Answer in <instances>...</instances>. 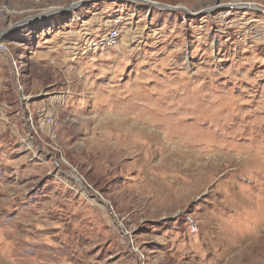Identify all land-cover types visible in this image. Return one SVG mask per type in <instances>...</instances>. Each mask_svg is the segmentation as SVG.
Returning <instances> with one entry per match:
<instances>
[{
    "label": "rangeland",
    "instance_id": "obj_1",
    "mask_svg": "<svg viewBox=\"0 0 264 264\" xmlns=\"http://www.w3.org/2000/svg\"><path fill=\"white\" fill-rule=\"evenodd\" d=\"M148 1L0 0V264H264V0Z\"/></svg>",
    "mask_w": 264,
    "mask_h": 264
},
{
    "label": "crops",
    "instance_id": "obj_2",
    "mask_svg": "<svg viewBox=\"0 0 264 264\" xmlns=\"http://www.w3.org/2000/svg\"><path fill=\"white\" fill-rule=\"evenodd\" d=\"M10 5V4H9ZM19 4H14V9H13V12L14 13H21L23 12L24 10H22L20 8V6H18ZM0 32L2 33L3 32V29L0 27ZM58 37L61 38V41L58 39ZM68 37H72V39H75L74 42H77L78 41V33H74V31H72V35L70 36V33L67 31L65 32V30H60V31H57L54 35V43H51V48H57L58 46H61V47H68V45L66 44L67 43V39ZM77 40V41H76ZM65 42V44H64ZM70 47V46H69ZM67 50H60L58 52V55L56 56V60H57V63H60V64H63V63H66V60H67V54L65 53ZM58 59H61L60 61ZM65 60V61H64ZM3 66L1 65L0 63V81H4V76H3ZM117 264H126L124 259H121L119 262H117ZM128 264H131V261H129Z\"/></svg>",
    "mask_w": 264,
    "mask_h": 264
},
{
    "label": "built area",
    "instance_id": "obj_3",
    "mask_svg": "<svg viewBox=\"0 0 264 264\" xmlns=\"http://www.w3.org/2000/svg\"><path fill=\"white\" fill-rule=\"evenodd\" d=\"M8 9V5H0V14L3 13L4 11H7ZM117 30L116 29H112L110 32H108V34L102 39L101 43H99L100 45H113L116 43L117 41ZM98 43V42H97ZM8 45L6 43H4L1 39V35H0V53H7L8 52ZM42 121L44 123H51L52 122V118L50 115H45L42 119Z\"/></svg>",
    "mask_w": 264,
    "mask_h": 264
},
{
    "label": "water",
    "instance_id": "obj_4",
    "mask_svg": "<svg viewBox=\"0 0 264 264\" xmlns=\"http://www.w3.org/2000/svg\"><path fill=\"white\" fill-rule=\"evenodd\" d=\"M132 1H135V0H132ZM142 1H145V2H147V3H149V4H151V5L158 4V3H154V2H151V1H148V0H142Z\"/></svg>",
    "mask_w": 264,
    "mask_h": 264
},
{
    "label": "bare ground",
    "instance_id": "obj_5",
    "mask_svg": "<svg viewBox=\"0 0 264 264\" xmlns=\"http://www.w3.org/2000/svg\"><path fill=\"white\" fill-rule=\"evenodd\" d=\"M237 3H238V2H237ZM213 5H214V4H213ZM224 5H227V4H222V3L220 4V3H218V6H219V7H223ZM214 7H215V6H214ZM209 8H210V7H209ZM211 8H212V7H211ZM243 8H244V7H243ZM220 11H222V10H220ZM25 97H26V96H25ZM59 99H60V98H59Z\"/></svg>",
    "mask_w": 264,
    "mask_h": 264
}]
</instances>
